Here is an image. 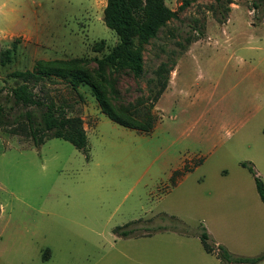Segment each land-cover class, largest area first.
Listing matches in <instances>:
<instances>
[{"label": "rangeland", "instance_id": "rangeland-1", "mask_svg": "<svg viewBox=\"0 0 264 264\" xmlns=\"http://www.w3.org/2000/svg\"><path fill=\"white\" fill-rule=\"evenodd\" d=\"M105 1L0 0V52L16 45L0 63V264H224L204 250L202 227L235 255L262 253L261 10L232 0L219 23L210 0H195L144 45L134 77L106 58L118 39L102 21ZM162 63L175 73L154 102ZM23 78L81 118L85 150L9 131L20 109L8 88ZM96 94L127 125L158 120L149 132L119 125Z\"/></svg>", "mask_w": 264, "mask_h": 264}, {"label": "trees", "instance_id": "trees-1", "mask_svg": "<svg viewBox=\"0 0 264 264\" xmlns=\"http://www.w3.org/2000/svg\"><path fill=\"white\" fill-rule=\"evenodd\" d=\"M195 0H178L176 9L169 8L164 0H106L103 8L102 21L106 27L111 29L117 36V43L112 47L111 51L106 55L109 63L114 67H125L129 69L134 77H140L143 71L142 53L144 45L149 39L157 36L159 30L166 26L167 23L179 17V13L186 9ZM232 0H210V8L215 12L216 20L219 23L226 21V14L230 10L229 4ZM251 9L254 12L261 10L262 19H264V0H253ZM189 38L185 41L189 43ZM16 47L12 44L11 48L4 49L0 52V63L10 61L11 51ZM1 56L3 59H1ZM173 67L166 68L165 64H160L155 70L156 84L158 85L153 101L156 102L167 86L170 71ZM11 108L19 107L20 111L14 114L11 122L15 128L9 131H24L34 145L39 146L46 139L60 138L68 141L76 149L85 150L87 145L86 131L83 128L82 120L79 116H70L66 113L61 105L51 101H45L39 98L30 88L27 78L13 87L8 88ZM100 111L105 114L113 122L124 127H133L140 132H149L154 127L158 118L149 114V120L141 125H127L122 121L114 110L96 94ZM154 104L148 105L147 110H151ZM10 109V107H9ZM5 107L0 102V127L7 124V116ZM11 117V116H10ZM11 124V125H12ZM7 129V128H6ZM246 165L245 163H242ZM249 171L255 174L252 164L249 162ZM255 188L260 201L264 206V184L262 180L254 175ZM149 222L151 220H143ZM134 220L127 222V225L143 222ZM137 226L122 234L133 233ZM152 230L163 228L160 226L147 227ZM119 229L118 227L116 230ZM144 229V228H143ZM199 239L203 248L208 253H216L217 257L224 264L246 263L256 264L264 259V251L254 256L235 255L229 252L224 246L211 243L208 232L202 227Z\"/></svg>", "mask_w": 264, "mask_h": 264}, {"label": "crops", "instance_id": "crops-1", "mask_svg": "<svg viewBox=\"0 0 264 264\" xmlns=\"http://www.w3.org/2000/svg\"><path fill=\"white\" fill-rule=\"evenodd\" d=\"M164 1H165V0H164ZM173 1H174V3H175L176 0H173ZM104 5H105V3H104ZM167 6H168V5H167ZM168 7H169V6H168ZM169 8H170V7H169ZM171 9H173V8H171ZM9 33L12 34V33H14V32H9ZM17 33H18V32H17ZM19 33H21V32H19ZM24 34H25V33H24ZM174 73H175V70L173 69V70L171 71V77L169 78L170 83H171V81H172V77H173ZM170 83H167L166 88H168V87L170 86ZM166 88H165L164 90H166ZM163 92H164V91H163ZM163 92H162V93H163ZM162 93H161V95H162ZM161 95H160V96H161ZM160 96H159V97H160ZM156 107H157V106H156Z\"/></svg>", "mask_w": 264, "mask_h": 264}]
</instances>
